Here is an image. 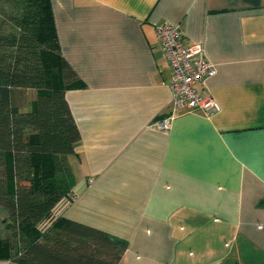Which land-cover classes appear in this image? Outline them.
<instances>
[{"label":"crops","instance_id":"obj_1","mask_svg":"<svg viewBox=\"0 0 264 264\" xmlns=\"http://www.w3.org/2000/svg\"><path fill=\"white\" fill-rule=\"evenodd\" d=\"M50 4L83 84L65 92L80 142L62 216L124 239L117 264H264V0ZM164 22L203 45L218 111L172 109Z\"/></svg>","mask_w":264,"mask_h":264},{"label":"trees","instance_id":"obj_2","mask_svg":"<svg viewBox=\"0 0 264 264\" xmlns=\"http://www.w3.org/2000/svg\"><path fill=\"white\" fill-rule=\"evenodd\" d=\"M50 2L0 0V207L9 221L0 260L117 264L124 239L63 216L43 225L73 197L80 132L65 92L83 85L61 55ZM26 89L36 93L29 109L18 97Z\"/></svg>","mask_w":264,"mask_h":264},{"label":"built area","instance_id":"obj_3","mask_svg":"<svg viewBox=\"0 0 264 264\" xmlns=\"http://www.w3.org/2000/svg\"><path fill=\"white\" fill-rule=\"evenodd\" d=\"M156 33L171 70L169 89L172 109H200L208 114L218 111L217 101L203 95L197 88L198 84L204 85L205 80L216 73L214 64L206 57L203 45L187 41L177 24L169 22L159 24L156 26ZM172 118V114L164 116L155 122V126L167 130ZM73 199L74 197L70 200H61L43 225H48L50 220L62 216Z\"/></svg>","mask_w":264,"mask_h":264},{"label":"rangeland","instance_id":"obj_4","mask_svg":"<svg viewBox=\"0 0 264 264\" xmlns=\"http://www.w3.org/2000/svg\"><path fill=\"white\" fill-rule=\"evenodd\" d=\"M18 97L22 98L23 107L25 109H29L30 102H32L35 99L36 93H35V90L26 89L25 91L20 92ZM7 219H8L7 213L5 212V210L3 208L0 207V235L5 236V234L8 230L6 227V224L9 221Z\"/></svg>","mask_w":264,"mask_h":264}]
</instances>
